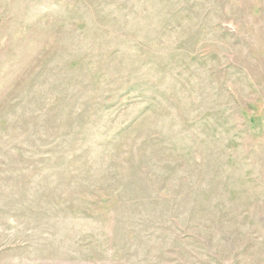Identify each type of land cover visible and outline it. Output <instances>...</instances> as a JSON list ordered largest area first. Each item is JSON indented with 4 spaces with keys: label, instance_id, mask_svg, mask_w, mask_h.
I'll use <instances>...</instances> for the list:
<instances>
[{
    "label": "rangeland",
    "instance_id": "374dc122",
    "mask_svg": "<svg viewBox=\"0 0 264 264\" xmlns=\"http://www.w3.org/2000/svg\"><path fill=\"white\" fill-rule=\"evenodd\" d=\"M0 264H264V0H0Z\"/></svg>",
    "mask_w": 264,
    "mask_h": 264
}]
</instances>
